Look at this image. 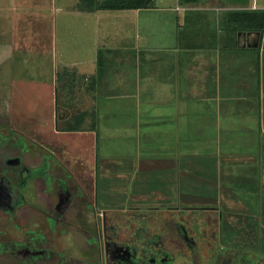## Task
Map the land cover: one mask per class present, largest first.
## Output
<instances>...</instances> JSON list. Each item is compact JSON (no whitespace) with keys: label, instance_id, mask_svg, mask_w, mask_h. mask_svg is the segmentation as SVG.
Wrapping results in <instances>:
<instances>
[{"label":"crops","instance_id":"1","mask_svg":"<svg viewBox=\"0 0 264 264\" xmlns=\"http://www.w3.org/2000/svg\"><path fill=\"white\" fill-rule=\"evenodd\" d=\"M93 7L0 0V90L30 101L42 141L111 204L263 220L264 28L243 45L257 31L232 13L264 0Z\"/></svg>","mask_w":264,"mask_h":264},{"label":"flooded vegetation","instance_id":"2","mask_svg":"<svg viewBox=\"0 0 264 264\" xmlns=\"http://www.w3.org/2000/svg\"><path fill=\"white\" fill-rule=\"evenodd\" d=\"M7 113L0 264H264V218L243 220L220 205L111 204L59 149L16 129Z\"/></svg>","mask_w":264,"mask_h":264},{"label":"rangeland","instance_id":"3","mask_svg":"<svg viewBox=\"0 0 264 264\" xmlns=\"http://www.w3.org/2000/svg\"><path fill=\"white\" fill-rule=\"evenodd\" d=\"M8 86L9 85H2V88L0 90V113L3 114L4 112L6 113L9 112L7 113L9 117V121L16 129L25 132L29 136L31 135L33 139L42 140L41 137L42 133L39 131L41 129L40 125L42 119L40 114L36 113V110L35 113H33L34 110L31 109L30 101L15 99L14 97L12 98L13 95H9ZM13 86H11V88H13L14 89L13 91H15L16 86L14 87ZM1 120L2 119L0 118V121ZM77 161H78L77 159L71 158L70 165L76 164L78 167V165L81 164L77 163ZM85 172L86 173L83 174V177L85 176L90 177L89 172L86 169ZM89 191H95L94 180L92 181L91 188L89 189Z\"/></svg>","mask_w":264,"mask_h":264},{"label":"trees","instance_id":"4","mask_svg":"<svg viewBox=\"0 0 264 264\" xmlns=\"http://www.w3.org/2000/svg\"><path fill=\"white\" fill-rule=\"evenodd\" d=\"M202 0H179L180 4L190 5L201 2ZM153 0H106L102 3L100 0H82V4L87 9L94 10V4L97 10H130V9H146L150 8ZM240 18L236 19L238 24H249L250 27L257 32H262L264 28V12H234L232 13Z\"/></svg>","mask_w":264,"mask_h":264},{"label":"water","instance_id":"5","mask_svg":"<svg viewBox=\"0 0 264 264\" xmlns=\"http://www.w3.org/2000/svg\"><path fill=\"white\" fill-rule=\"evenodd\" d=\"M244 37L247 38L246 41H243V45L247 43L248 47L257 48L260 43V33L259 32H252L248 34H243Z\"/></svg>","mask_w":264,"mask_h":264},{"label":"built area","instance_id":"6","mask_svg":"<svg viewBox=\"0 0 264 264\" xmlns=\"http://www.w3.org/2000/svg\"><path fill=\"white\" fill-rule=\"evenodd\" d=\"M153 1H154V2H161V1H163V0H153ZM177 10L180 11L181 8L178 6V7H177Z\"/></svg>","mask_w":264,"mask_h":264}]
</instances>
